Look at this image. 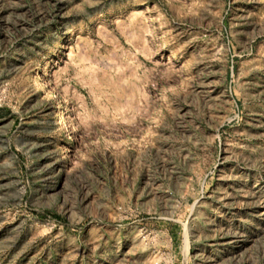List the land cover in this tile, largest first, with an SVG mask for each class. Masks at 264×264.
Wrapping results in <instances>:
<instances>
[{"label": "rangeland", "instance_id": "obj_1", "mask_svg": "<svg viewBox=\"0 0 264 264\" xmlns=\"http://www.w3.org/2000/svg\"><path fill=\"white\" fill-rule=\"evenodd\" d=\"M0 264H264V0H0Z\"/></svg>", "mask_w": 264, "mask_h": 264}, {"label": "bare ground", "instance_id": "obj_2", "mask_svg": "<svg viewBox=\"0 0 264 264\" xmlns=\"http://www.w3.org/2000/svg\"><path fill=\"white\" fill-rule=\"evenodd\" d=\"M45 71H46V70H45ZM59 109H60V108H59ZM59 112H60V111H59ZM57 117H58V116H57ZM57 120H58V119H57ZM60 122H61V121H60ZM60 122H59V123H60ZM59 123H58V124H59ZM60 126H61V125H60Z\"/></svg>", "mask_w": 264, "mask_h": 264}]
</instances>
